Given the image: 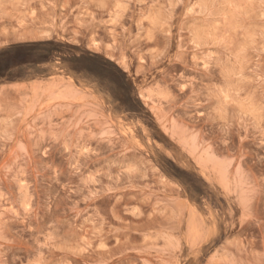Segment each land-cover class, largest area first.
<instances>
[{"label": "rangeland", "instance_id": "rangeland-1", "mask_svg": "<svg viewBox=\"0 0 264 264\" xmlns=\"http://www.w3.org/2000/svg\"><path fill=\"white\" fill-rule=\"evenodd\" d=\"M262 184L264 0H0V264H264Z\"/></svg>", "mask_w": 264, "mask_h": 264}, {"label": "snow or ice", "instance_id": "snow-or-ice-1", "mask_svg": "<svg viewBox=\"0 0 264 264\" xmlns=\"http://www.w3.org/2000/svg\"><path fill=\"white\" fill-rule=\"evenodd\" d=\"M262 189V197H261V202L255 210L259 213L260 217L262 220H264V184L261 185ZM245 219H247V215L245 216Z\"/></svg>", "mask_w": 264, "mask_h": 264}]
</instances>
